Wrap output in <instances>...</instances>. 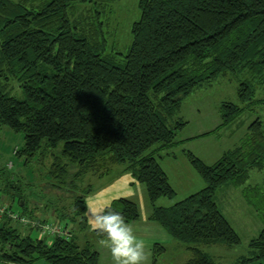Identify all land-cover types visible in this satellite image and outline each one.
Masks as SVG:
<instances>
[{
    "label": "trees",
    "instance_id": "trees-1",
    "mask_svg": "<svg viewBox=\"0 0 264 264\" xmlns=\"http://www.w3.org/2000/svg\"><path fill=\"white\" fill-rule=\"evenodd\" d=\"M91 1L0 0V128L23 134V146L12 153L23 165L44 152L52 159L51 180L44 184L51 198L43 194L31 207L20 197V213L31 223L61 229L56 236H39L31 224L20 232L3 221L0 262L99 264L88 237L103 236L87 225L85 199L93 188L82 181L89 173L101 177L122 166L144 188L148 220L186 245L191 258L185 264H216L198 246H235L240 239L214 196L226 183L244 185L250 170H264V120L256 118L239 146L212 165L186 153L205 187L168 207L157 205L175 196L157 159L178 144L185 123L170 122L197 88L231 74L241 77L240 105L258 102L256 89H264V0H137L139 17L122 55L107 53L106 36L97 28L101 22L85 26L70 18L77 5ZM13 84L21 99L12 93ZM245 107L222 103L221 126L204 135L231 124ZM0 173L7 185L2 195L19 188L12 176ZM241 195L263 228L249 243L251 256L234 264H264V174L261 184L244 187ZM108 206L129 224L140 218L130 199ZM163 253L154 245L152 262Z\"/></svg>",
    "mask_w": 264,
    "mask_h": 264
},
{
    "label": "rangeland",
    "instance_id": "rangeland-1",
    "mask_svg": "<svg viewBox=\"0 0 264 264\" xmlns=\"http://www.w3.org/2000/svg\"><path fill=\"white\" fill-rule=\"evenodd\" d=\"M138 17L137 0H105L104 2L94 0L87 5H77L70 18L75 21L81 19L85 26L89 24L90 20L96 22L97 25L101 22L97 28H100L101 33L106 36L107 53L119 55L126 53L130 44V26L137 21ZM117 57L121 58V56ZM239 81H241V77L225 74L223 77L197 88L182 101L178 113L170 122V124L177 121L185 123L184 128L176 135L179 147H174L169 152L162 151L157 159L167 175L175 196L171 200L160 199L157 203L158 206H171L205 187L199 174L189 164L186 153H191L206 165H212L223 153L239 146L241 140L249 133V126L256 118L264 120V101L260 102L264 98V89L258 87L254 96L258 102L250 103V107H245V105H240L237 97ZM12 87V93L16 95L18 90L15 85ZM16 98H22L20 92ZM222 103H232L246 109L231 124L217 129L215 133L204 135L213 131L217 126H221L219 109ZM22 146L23 134L15 133L5 126L0 128V172L3 170L10 177L12 176L13 178L10 180H14L15 184L19 182V188L14 189L6 196L2 195L3 191H0V205L7 207L10 211L7 215L2 216L0 224L9 220L11 225L17 227L20 232L23 231L21 227L23 225L12 218V214L24 216L20 213L22 210L18 205V200L20 197L27 199L29 205L34 207L38 206V201L45 198L43 194L51 198L50 193H45L44 184L51 180L47 176V172L52 162L51 154L44 152L43 156H38L34 161L23 165L24 162L12 154ZM161 157H163L162 160ZM118 167L121 168V173H125L122 166ZM2 174L4 173H0V190L5 191L7 185L2 182L5 179V175ZM98 174H87L82 181L83 186H93L98 179L103 177ZM263 174L264 170L252 169L244 185L233 187L226 183L216 190L214 196L216 206L240 239L239 244L235 246L221 243L198 246L216 264H234L242 257L251 256L249 243L257 237L263 228V223L258 213L245 202L241 191L244 187L261 184ZM145 204H148L147 200ZM146 211L150 213L149 205L146 206ZM25 219L29 218L25 217ZM156 225L168 234L161 226ZM168 238V244L162 245L164 253L157 255L156 262L151 261V263L185 264L191 258V253L187 250L186 245L170 236ZM88 239H92L90 241L97 249V241L90 237ZM0 264L10 263L0 262Z\"/></svg>",
    "mask_w": 264,
    "mask_h": 264
},
{
    "label": "crops",
    "instance_id": "crops-1",
    "mask_svg": "<svg viewBox=\"0 0 264 264\" xmlns=\"http://www.w3.org/2000/svg\"><path fill=\"white\" fill-rule=\"evenodd\" d=\"M175 147H179L177 144ZM168 150L167 152H169ZM164 157V156H163ZM161 157L160 159L162 160ZM92 191L86 196V218L90 230V213L89 208H100L109 205L113 200L119 198L130 199L138 205L140 219L132 225L135 233L139 238L144 239L149 253L147 264H152L151 249L154 245L162 246L168 244L169 236L156 224L148 220L149 213L146 211V196L144 188L141 187L128 173H121V168L113 166L111 171L98 179L92 186ZM161 207V206H160ZM168 207V206H167ZM81 238L80 240H83ZM97 250L100 254L99 264H112L111 256L106 247L97 241ZM163 247V246H162ZM34 264H46L44 261H36Z\"/></svg>",
    "mask_w": 264,
    "mask_h": 264
},
{
    "label": "clouds",
    "instance_id": "clouds-1",
    "mask_svg": "<svg viewBox=\"0 0 264 264\" xmlns=\"http://www.w3.org/2000/svg\"><path fill=\"white\" fill-rule=\"evenodd\" d=\"M90 227L98 231L112 264H147L149 253L144 239L139 238L125 217L110 206L89 208Z\"/></svg>",
    "mask_w": 264,
    "mask_h": 264
},
{
    "label": "built area",
    "instance_id": "built-area-1",
    "mask_svg": "<svg viewBox=\"0 0 264 264\" xmlns=\"http://www.w3.org/2000/svg\"><path fill=\"white\" fill-rule=\"evenodd\" d=\"M8 212L10 211H8L7 207H3L0 205V219L2 218V216L7 215ZM12 218L15 220H18L21 225L26 226L28 224H31L33 227H36L38 229L39 236L41 235L43 236L45 234L56 236L61 231V229L57 225L43 224V223H40L39 221H33L31 223L29 220L25 219L23 216L20 217V215L12 214Z\"/></svg>",
    "mask_w": 264,
    "mask_h": 264
}]
</instances>
